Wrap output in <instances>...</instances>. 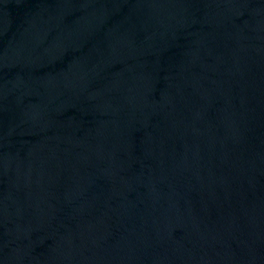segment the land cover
I'll list each match as a JSON object with an SVG mask.
<instances>
[{
	"label": "water",
	"instance_id": "obj_1",
	"mask_svg": "<svg viewBox=\"0 0 264 264\" xmlns=\"http://www.w3.org/2000/svg\"><path fill=\"white\" fill-rule=\"evenodd\" d=\"M0 264H264V0H0Z\"/></svg>",
	"mask_w": 264,
	"mask_h": 264
}]
</instances>
